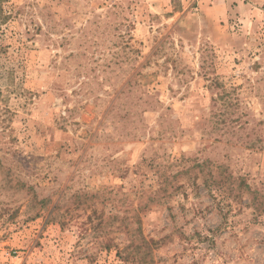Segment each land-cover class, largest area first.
<instances>
[{"label":"rangeland","instance_id":"1","mask_svg":"<svg viewBox=\"0 0 264 264\" xmlns=\"http://www.w3.org/2000/svg\"><path fill=\"white\" fill-rule=\"evenodd\" d=\"M214 1L0 0V264H264V0Z\"/></svg>","mask_w":264,"mask_h":264},{"label":"trees","instance_id":"2","mask_svg":"<svg viewBox=\"0 0 264 264\" xmlns=\"http://www.w3.org/2000/svg\"><path fill=\"white\" fill-rule=\"evenodd\" d=\"M1 11H2V8L0 7V15H1ZM2 21H5L6 20V17H2ZM207 165H206V163L204 164V163H202V164H197V167L200 169V172H202L205 168H207L206 167ZM209 173V172H208ZM210 174V176H211V178H213L212 177V171L209 173ZM206 183V182H205ZM246 188L247 189H249V187L246 185ZM138 229H139V227L137 228V231H138ZM144 241V243H145V245H146V247H147V245H149V244H151V243H155V241L153 240V239H149V240H143Z\"/></svg>","mask_w":264,"mask_h":264},{"label":"crops","instance_id":"3","mask_svg":"<svg viewBox=\"0 0 264 264\" xmlns=\"http://www.w3.org/2000/svg\"><path fill=\"white\" fill-rule=\"evenodd\" d=\"M203 2H205V0H202ZM228 1V3H227V7L228 8H230V6H235L234 4L235 3H237V5H238V7L240 6V2H239V0H227ZM209 2V1H208ZM224 2H225V0H215L214 1V5H217V6H221V4L223 5L224 4Z\"/></svg>","mask_w":264,"mask_h":264}]
</instances>
